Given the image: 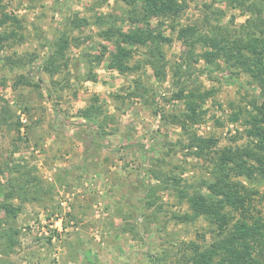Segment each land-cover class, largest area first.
I'll list each match as a JSON object with an SVG mask.
<instances>
[{"label":"rangeland","instance_id":"obj_1","mask_svg":"<svg viewBox=\"0 0 264 264\" xmlns=\"http://www.w3.org/2000/svg\"><path fill=\"white\" fill-rule=\"evenodd\" d=\"M0 264H264V0H0Z\"/></svg>","mask_w":264,"mask_h":264},{"label":"trees","instance_id":"obj_2","mask_svg":"<svg viewBox=\"0 0 264 264\" xmlns=\"http://www.w3.org/2000/svg\"><path fill=\"white\" fill-rule=\"evenodd\" d=\"M150 58H154V60H152V63H153L152 68H153L154 72L156 73V77H159L160 75H158V73H159V69H160V64H162V59L160 58V53L155 50V52H152V55Z\"/></svg>","mask_w":264,"mask_h":264}]
</instances>
